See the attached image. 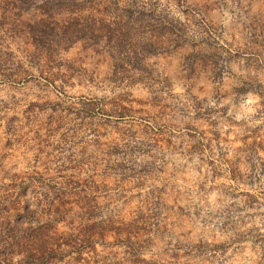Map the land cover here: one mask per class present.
Instances as JSON below:
<instances>
[{"label":"rangeland","instance_id":"1","mask_svg":"<svg viewBox=\"0 0 264 264\" xmlns=\"http://www.w3.org/2000/svg\"><path fill=\"white\" fill-rule=\"evenodd\" d=\"M0 264H264V0H0Z\"/></svg>","mask_w":264,"mask_h":264}]
</instances>
